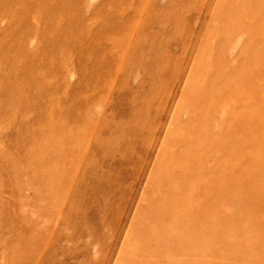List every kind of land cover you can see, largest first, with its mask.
I'll list each match as a JSON object with an SVG mask.
<instances>
[{
	"label": "rangeland",
	"instance_id": "rangeland-1",
	"mask_svg": "<svg viewBox=\"0 0 264 264\" xmlns=\"http://www.w3.org/2000/svg\"><path fill=\"white\" fill-rule=\"evenodd\" d=\"M0 264H264V0H0Z\"/></svg>",
	"mask_w": 264,
	"mask_h": 264
}]
</instances>
